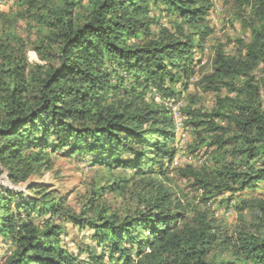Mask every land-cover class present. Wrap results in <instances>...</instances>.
Masks as SVG:
<instances>
[{
	"label": "trees",
	"instance_id": "1",
	"mask_svg": "<svg viewBox=\"0 0 264 264\" xmlns=\"http://www.w3.org/2000/svg\"><path fill=\"white\" fill-rule=\"evenodd\" d=\"M17 5L15 13L0 10V175L24 182L66 148L92 156L107 183L92 186L78 210L44 184L31 183L30 196L0 187V264H264V194H256L264 188V0H231L247 35L233 53L214 46L209 72L194 54L213 32L212 0ZM18 18L35 31L29 46L37 61L14 31ZM192 78L195 93L186 100L181 89ZM199 92L214 94L210 109ZM167 99H184L190 151L205 146L211 165H172ZM114 167L127 175L113 176ZM171 170L201 191V207L174 196L165 184ZM224 192L227 205L247 193L231 205L241 221L232 230L208 208ZM107 193L134 205L119 212ZM246 213L251 220L243 222ZM65 223L88 228L101 251L81 258L62 247Z\"/></svg>",
	"mask_w": 264,
	"mask_h": 264
},
{
	"label": "rangeland",
	"instance_id": "2",
	"mask_svg": "<svg viewBox=\"0 0 264 264\" xmlns=\"http://www.w3.org/2000/svg\"><path fill=\"white\" fill-rule=\"evenodd\" d=\"M18 0H0V10L4 13H15L18 10ZM81 3H86L87 0H80ZM213 6L209 10L208 22L213 28V32L208 39L203 43L202 48L195 50L194 63L201 65L207 61V66L202 71L209 72L212 68L213 61V48L216 45H223V49L226 53H233L236 47L235 40L239 37H244L247 32H244L240 21L235 18L233 14V8L231 6V0H212ZM248 11V10H247ZM13 19V14H9ZM166 21H163L165 23ZM15 33L24 38L27 45V57L28 60L33 62L37 61L36 54L31 50L29 41L34 38V29L26 24V20L18 18L14 21ZM1 28V25H0ZM203 61V62H202ZM196 66V67H198ZM194 78L187 84L186 89H181L182 96H185L188 100V96H193L195 93L192 82ZM185 90V91H184ZM226 94L225 91L221 92ZM199 104L203 107L210 109L215 102L214 94L199 92L197 95ZM177 102L181 103V100ZM175 102L167 99L165 104L167 106L173 105ZM184 105V99L182 104ZM174 108V107H173ZM195 144L194 136L191 134L188 128L176 131V139L174 146L180 147L183 150L181 166L190 164L194 168L203 166L206 162L207 165H211L208 160L210 157V150H207L205 146L197 147L193 152L190 151V147ZM66 148L57 150L52 154V164L48 170L42 172L41 175H33L26 181L17 184L11 183L6 173L0 175V187L13 190L15 192H23L25 196H30L31 193L28 190V186L31 183L44 184L50 189L58 191L59 194L67 196V205L71 206L75 210H78L80 206V200L82 196L92 188V186L104 185L107 183L106 170L99 164L92 162V156L87 153L69 154ZM113 176L127 175L128 171L125 168H113L110 172ZM106 177L105 179H103ZM169 181L165 184L172 189L174 196L181 202V204L191 209L193 206H202L201 191L195 190L188 182L179 177L175 170H171L168 174ZM246 192L238 193L233 196V200L227 205L225 202H221L222 198L229 195L227 192L219 194L215 198L209 201L210 211L218 222H221L223 226H229L230 230L234 226L241 223L238 213L231 207L234 202L239 201ZM257 195L264 194V188L256 191ZM107 203L111 207L119 212H123L129 205H134L133 201H125L123 198L116 197V194L107 193L105 196ZM243 222H248L251 217L248 213L243 216ZM66 231L61 235L60 245L70 252L79 254L81 258H85L86 250L97 249V252L101 251L100 247L91 240V231L88 228L78 229L70 223H65ZM84 250L86 252H84Z\"/></svg>",
	"mask_w": 264,
	"mask_h": 264
},
{
	"label": "built area",
	"instance_id": "3",
	"mask_svg": "<svg viewBox=\"0 0 264 264\" xmlns=\"http://www.w3.org/2000/svg\"><path fill=\"white\" fill-rule=\"evenodd\" d=\"M203 63H205V62H203ZM181 104H182V101H181V103L180 102H175L173 105L170 106V108L172 110L171 113H172V117L174 119L176 131L180 130V129L182 130V125L180 123V114H179V108H180V106H182ZM176 148H177V153H176V155H175V157L173 159V162H172V165L175 166V167L181 166V163H182L181 155L184 153L183 150H180V147L177 146Z\"/></svg>",
	"mask_w": 264,
	"mask_h": 264
}]
</instances>
